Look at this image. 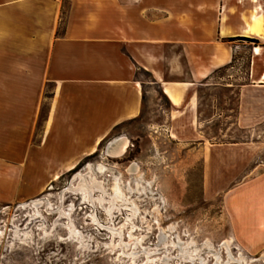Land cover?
I'll list each match as a JSON object with an SVG mask.
<instances>
[{"label":"crops","instance_id":"1","mask_svg":"<svg viewBox=\"0 0 264 264\" xmlns=\"http://www.w3.org/2000/svg\"><path fill=\"white\" fill-rule=\"evenodd\" d=\"M241 52L242 81L221 88L235 93L233 124L251 131L264 127V0H0V200L37 197L122 122L159 117L146 127L184 159L207 148L205 181L239 182L238 227L264 246V160L252 166L248 141L235 154L212 144L200 119V90L221 69L238 74Z\"/></svg>","mask_w":264,"mask_h":264},{"label":"rangeland","instance_id":"2","mask_svg":"<svg viewBox=\"0 0 264 264\" xmlns=\"http://www.w3.org/2000/svg\"><path fill=\"white\" fill-rule=\"evenodd\" d=\"M245 56L242 52L236 53V57L243 58L238 74L229 76L227 69H221L216 72L212 80L217 88L200 90L202 97L200 119L205 130L203 136L212 139L214 142L212 144H222L223 147L231 150L229 153L235 154L237 143L248 141L254 151L255 158L252 163L254 166L259 160H264V127H255L251 131L238 129L233 124L237 108L235 93H229L221 88L222 83L232 80L242 81L246 68ZM140 74L143 78H147L144 73L140 72ZM45 90V94L50 95L54 93L55 86L47 84ZM152 96L154 99L159 97L158 92L153 91ZM159 101L166 106V100L160 98ZM50 106L51 100L44 102L42 106L41 114L35 124L37 135L34 142L43 129ZM160 120L159 117L143 115L122 122L99 143L94 153L85 156L73 170L65 172L59 179L53 181L50 185L52 189L48 188L42 193L51 194L46 199L54 207L60 206V202L62 208H68L70 203H74L72 218L75 227L91 236V250L84 252L78 250L77 246L70 241L67 229L58 224L51 231V236H45L43 231L38 229L37 226L42 222L49 230L53 228L57 219L58 222H66L65 218L59 219L58 213L45 203L39 207L42 217L39 215L38 218L30 220L29 214H32V209L18 207L20 201L27 199L0 200V229L5 231L4 237L0 239V264H131L127 259L120 258L117 251L111 252L106 246L110 241L108 230L87 219L92 211L89 203L82 201L80 197L77 199L76 194L67 193L62 196V200L60 198L65 188L75 182L74 175L79 171L83 172L88 163H102L106 166L107 170L103 174L96 172L97 178L106 180V188H109L111 184L113 173L121 174L123 183L131 181L132 186H135V177L142 174L143 184L150 182L154 197L158 198L161 195V200L157 199L160 202V215L153 212L155 205L150 198V191H147L148 195L140 193L141 195L133 196L141 214L147 219H143L142 222L134 219V222L142 228L135 232L145 235L142 242L144 246L155 248L158 244L159 227L166 229L174 224L175 229L172 235H177L182 242L193 239L197 246L204 248L201 250V256L204 257L205 264H213L216 261L214 254L218 256L222 264L227 261L228 252L223 243L229 237H233V242L229 245V254L233 258L242 257L240 260L243 264H264V260L260 258L264 246L255 242V231L238 227V214L234 201L237 200L239 182L205 181L202 154L208 152L207 148L200 150V146L196 144L197 150L192 149V152H195L193 158L184 159L183 146L177 145L171 139L164 143L163 135L157 137L158 133L146 127L147 124H156ZM120 137L128 140L126 151L118 157H111L106 149L111 141ZM206 147L209 148L208 143ZM133 164L138 166V172L130 174L127 168ZM26 169L28 175L29 167ZM231 169L234 174H240L239 162L236 159L231 161ZM22 185L25 189L28 188L29 183L24 182ZM108 191L111 190L108 189ZM98 194L99 192H96V195ZM127 214L129 211L126 209L121 211L116 209L112 215H108L103 208L96 207L98 221L103 225H112L116 228L124 223ZM29 221H31L30 224H28ZM148 222L150 228L146 230ZM26 224L33 232V240H29V243L17 240L12 244L13 225L21 229ZM59 237H63L65 241L59 240ZM255 243L258 245L255 246ZM168 253L178 256L177 249L169 250ZM179 258L178 256L173 259L172 263L180 262ZM183 264H200V262L197 258L193 263L187 260L183 261Z\"/></svg>","mask_w":264,"mask_h":264},{"label":"bare ground","instance_id":"3","mask_svg":"<svg viewBox=\"0 0 264 264\" xmlns=\"http://www.w3.org/2000/svg\"><path fill=\"white\" fill-rule=\"evenodd\" d=\"M127 146L128 140L125 137H120L109 144L106 152L111 157H118L126 151ZM106 170V166L102 163H88L83 172L79 171L74 175L73 179H75V182L71 183L68 187L65 188V191L60 194V198L62 200V196L67 193L73 195L76 194L77 199L80 197L82 201L87 202L91 205L92 211L89 213L87 219L108 230L110 241L106 246H108L111 252L117 251L120 258L127 259L129 262H131V264H153L154 262L157 264H174L172 263V260L178 256L180 257V262H178L177 264H183V261L187 260L193 263V261L197 258L199 259L200 264L206 263L204 257L201 256V250H204V248L201 249L199 246H197L193 239L182 242L177 235H172V232H174L173 230L175 229L174 224L169 225L166 229H164L163 227H159L160 232L158 244H156L155 248L144 246L142 242L145 238V235H143L142 233L137 234L135 232L136 230H141L142 228L140 225L134 222V219L142 222L143 219H146V217L141 214L140 208L133 196H136V194L141 195L140 193L148 195L147 191H150L151 197H149L154 201L155 205V207L153 208V212L157 213V215H160V202H158L157 199H159L160 201L161 195H159L158 198L154 197V193H152V190L150 189V182H147V184H143L142 174H138V176L135 177V186H132L131 181L123 183L120 176L121 174L113 173L111 184L109 188H106V180L96 177V172L103 174V172H105ZM127 171L130 174L138 172V166L133 164L127 168ZM50 185L51 183L47 185L45 190H47L48 188L52 189L53 187ZM108 189H110L111 191L109 192ZM96 192H99V194L96 195ZM48 196H51V194H42L41 196H37L31 200L21 201L18 207H29L30 209H32V214H29L30 220H32L34 218H38L39 215L42 217L41 212L39 211V207L42 205V203H45L50 207V209L58 213L59 219L65 218L66 222H58V219L55 220L54 226L51 230L47 229L46 225L42 222L37 226L38 229L42 230L45 236H51V231H53L55 225L58 224L59 226L67 229L70 241L77 246L78 250L82 252H84L85 250H91V236L86 235V233L78 230L75 227L74 220L72 218V211L74 210L75 206L74 203H70L68 208H62L60 202V206L54 207L46 199L49 198ZM97 206L103 208V210L108 215H112L114 213V210L116 209L119 211L126 209L129 211V214L126 215L124 223L119 228H116L112 225H103L96 218ZM30 222L31 221H29L28 224H30ZM29 228L30 226H27V224L24 228L21 229L13 225L12 244L17 240L23 243H29V240L32 241L33 232H31ZM149 228L150 223L148 222L146 225V230H148ZM4 234L5 231L0 229V239L4 237ZM59 240L65 241L63 237H59ZM232 242V237H229L223 243L228 252V259L223 264H243L240 260L242 257L239 256V258H233L229 254V245ZM173 249H177L178 256L175 257L170 255V252L168 253L169 250L172 251ZM214 257L216 258V261L213 264H222L216 254H214ZM260 258L264 260V252L261 253Z\"/></svg>","mask_w":264,"mask_h":264},{"label":"trees","instance_id":"4","mask_svg":"<svg viewBox=\"0 0 264 264\" xmlns=\"http://www.w3.org/2000/svg\"><path fill=\"white\" fill-rule=\"evenodd\" d=\"M234 39H239V40H244V41H249V42H254L256 43L257 40L253 39V38H248V37H235V38H231L230 40H234ZM50 96V95H48Z\"/></svg>","mask_w":264,"mask_h":264},{"label":"built area","instance_id":"5","mask_svg":"<svg viewBox=\"0 0 264 264\" xmlns=\"http://www.w3.org/2000/svg\"><path fill=\"white\" fill-rule=\"evenodd\" d=\"M110 176V175H109Z\"/></svg>","mask_w":264,"mask_h":264},{"label":"flooded vegetation","instance_id":"6","mask_svg":"<svg viewBox=\"0 0 264 264\" xmlns=\"http://www.w3.org/2000/svg\"><path fill=\"white\" fill-rule=\"evenodd\" d=\"M67 203V202H66Z\"/></svg>","mask_w":264,"mask_h":264}]
</instances>
